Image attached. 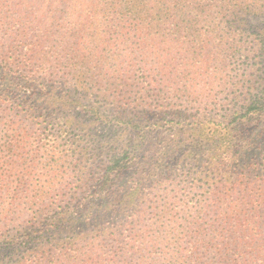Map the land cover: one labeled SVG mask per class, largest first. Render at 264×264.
<instances>
[{
	"label": "trees",
	"instance_id": "trees-1",
	"mask_svg": "<svg viewBox=\"0 0 264 264\" xmlns=\"http://www.w3.org/2000/svg\"><path fill=\"white\" fill-rule=\"evenodd\" d=\"M256 15L264 0H0V264H264V77L231 121L144 127L207 103L205 64L228 59L205 27L231 25L236 56ZM249 115L256 131L230 126Z\"/></svg>",
	"mask_w": 264,
	"mask_h": 264
},
{
	"label": "rangeland",
	"instance_id": "rangeland-1",
	"mask_svg": "<svg viewBox=\"0 0 264 264\" xmlns=\"http://www.w3.org/2000/svg\"><path fill=\"white\" fill-rule=\"evenodd\" d=\"M247 1L255 2L256 4L258 2V0ZM251 24L253 25H247V30L244 29L243 26L234 25L240 29L242 34V41L240 43H234L235 45L240 44L239 47L242 49V54L236 56H233V48L231 47L232 42L229 39V37L234 36V30L230 28L231 25H220V27L214 29L211 28L212 26L209 29L205 27L204 38L208 39V44H213L214 46L221 44L222 48L227 51L228 60L226 61V68L225 65L222 66L219 61L209 60L206 62V70L201 74L206 76L212 75V78H210L212 91L210 92L207 103H203L201 100H195L190 105L187 104L191 109H184L180 118H176V121H174V116L168 118V120H161L164 113H162L161 110L157 111V113L155 111V119L158 120V124H147L150 123V121H148L146 125H144L146 128L155 130L153 133L155 142L158 143L162 139H171L177 132H183L185 129H182V126L194 121L195 116L201 113L208 112L220 118V120L227 117L228 121H231L234 118L232 117L233 111L235 109H240L241 111V108L247 104L248 97L262 88V78L264 77V50L260 49V40L262 38L256 37H258L257 29L264 27V25H262L264 24V16L256 15L252 17ZM236 34L239 37V34ZM251 45L255 47L250 49ZM214 66L216 67V71L214 70ZM210 79H208V81H210ZM220 83L221 85H218ZM243 113L244 111L240 112L235 119ZM140 115L144 120L151 119V117L154 116L148 114L147 111L142 112ZM249 118L250 119L245 118L247 120H245L242 125L238 126L239 120H237V122L230 126H237L242 132L248 131L250 133L251 131H256L258 128L256 115H249Z\"/></svg>",
	"mask_w": 264,
	"mask_h": 264
}]
</instances>
